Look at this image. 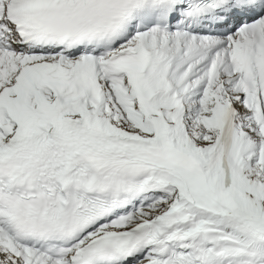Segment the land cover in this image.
Here are the masks:
<instances>
[{
    "label": "snow or ice",
    "instance_id": "1",
    "mask_svg": "<svg viewBox=\"0 0 264 264\" xmlns=\"http://www.w3.org/2000/svg\"><path fill=\"white\" fill-rule=\"evenodd\" d=\"M0 264H264V0H0Z\"/></svg>",
    "mask_w": 264,
    "mask_h": 264
}]
</instances>
